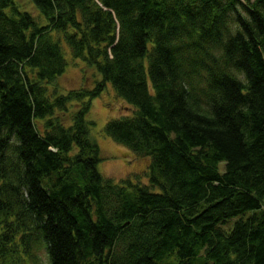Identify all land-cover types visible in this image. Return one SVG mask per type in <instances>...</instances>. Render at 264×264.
Here are the masks:
<instances>
[{"label":"trees","instance_id":"trees-1","mask_svg":"<svg viewBox=\"0 0 264 264\" xmlns=\"http://www.w3.org/2000/svg\"><path fill=\"white\" fill-rule=\"evenodd\" d=\"M28 1L0 0V264H264V0ZM62 40L92 87L59 92ZM107 83L148 185L96 169Z\"/></svg>","mask_w":264,"mask_h":264},{"label":"rangeland","instance_id":"rangeland-1","mask_svg":"<svg viewBox=\"0 0 264 264\" xmlns=\"http://www.w3.org/2000/svg\"><path fill=\"white\" fill-rule=\"evenodd\" d=\"M17 3L37 15V11L28 0H17ZM63 42L62 40L61 46L67 65L63 74L57 78L56 85L59 92L65 93L81 86L92 87L95 81L100 78L98 72L81 59L73 58L66 43ZM134 113L135 108L119 98L109 83L102 93L91 101V109L87 117L95 122L90 130V138L95 141L99 148L100 161L96 169L103 176L110 177L115 182L130 178L133 181H140V183L148 185L150 157H135L131 150L114 142L103 132V127L108 120L132 116ZM153 190L157 191L158 189L154 188ZM239 217L235 216L220 226L224 230H230L234 221ZM198 262L199 260L196 259L194 264H198Z\"/></svg>","mask_w":264,"mask_h":264}]
</instances>
